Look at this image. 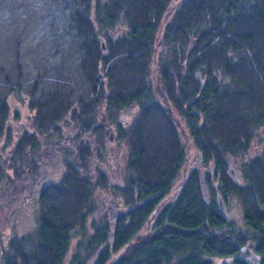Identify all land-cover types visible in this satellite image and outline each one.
Returning <instances> with one entry per match:
<instances>
[{
    "label": "trees",
    "instance_id": "1",
    "mask_svg": "<svg viewBox=\"0 0 264 264\" xmlns=\"http://www.w3.org/2000/svg\"><path fill=\"white\" fill-rule=\"evenodd\" d=\"M15 93L38 133L73 123L91 141L71 176L44 187L36 227L1 264H264V0H0V144L12 142ZM128 107L113 187L92 159L105 121ZM35 141L0 161V192L3 165L21 173ZM187 147L206 171L187 169ZM103 190L121 199L116 219L99 213ZM220 198L239 201L244 227Z\"/></svg>",
    "mask_w": 264,
    "mask_h": 264
},
{
    "label": "flooded vegetation",
    "instance_id": "2",
    "mask_svg": "<svg viewBox=\"0 0 264 264\" xmlns=\"http://www.w3.org/2000/svg\"><path fill=\"white\" fill-rule=\"evenodd\" d=\"M98 117H100L98 112ZM116 117V116H115ZM130 121L124 120L122 116L114 118V121L110 122L107 120L108 126L104 125V142L103 144L105 153L102 159L96 157L93 167L101 168L106 170V176L108 184L115 187L114 180H121L124 185L123 179L119 178L117 171L120 166V155L117 148L113 149V153L116 157V164L114 165L111 161L114 160L113 154L110 151V143L116 139L121 140L119 136V127L128 126ZM106 124V125H107ZM21 129L11 134V144L9 153H11V163L8 159V163L12 164V153L14 146L17 144V140L22 139L23 142H29L34 139L35 145H27L26 152H24L23 160L21 161L22 172H17L14 169L16 166L10 165V177L9 180L5 181L6 188H2L0 196L8 192L9 194L18 191H25L27 197L39 198L44 187L54 184H44L43 181L49 179L48 177L56 175L61 181L64 177L70 174L69 165L76 164L74 159L77 152V145L80 140L91 141L88 132L82 131L79 127L73 123L67 125L66 123L60 124L61 133L55 134L54 130L50 131L49 134H40L35 129L31 120L21 123ZM109 130V131H108ZM108 134V137L105 135ZM33 148V149H32ZM111 154V155H110ZM14 158V157H13ZM16 160V158H15ZM114 175V176H113ZM11 179V180H10ZM13 181V184H12ZM58 181V182H59ZM57 182V183H58ZM14 185V186H13ZM100 198V199H99ZM99 213L106 215L108 219L113 220L123 214L125 210L121 208L122 203L119 201L113 193V190L108 191V195L99 196Z\"/></svg>",
    "mask_w": 264,
    "mask_h": 264
},
{
    "label": "rangeland",
    "instance_id": "3",
    "mask_svg": "<svg viewBox=\"0 0 264 264\" xmlns=\"http://www.w3.org/2000/svg\"><path fill=\"white\" fill-rule=\"evenodd\" d=\"M122 29H118L117 33H122ZM161 44V42H159ZM162 44L160 45V49ZM25 96V95H24ZM9 104L11 108L9 123L12 127V133L21 129V123L27 122L30 119L31 110L26 101L22 99V96L18 93L12 94L9 97ZM133 109V110H132ZM136 113L135 108H126L121 110L120 115L124 117L126 120H132L134 114ZM18 114L19 119H16L15 116ZM107 122L105 121L104 125L108 126ZM108 137V134L105 135ZM110 143V151L113 154L114 160L112 162L114 165L116 164V157L113 153V149L117 148L118 153L120 155V166L119 170L117 171V175L119 178L123 179V174L125 173V161L126 156L128 153V147L125 143L124 139L115 140ZM10 144H8L7 137L5 136L1 140L0 144V161L2 162L4 159L11 158V153H9ZM260 149V143H255L253 148L251 149L250 155H254ZM110 154V155H111ZM103 158V157H102ZM197 159V162L194 161ZM92 161H96L92 159ZM196 165V167L200 170V172L206 171V169L202 165V156H197L196 150L193 147H187V169L191 166ZM91 165V164H90ZM5 167V173L9 177L10 175V167L7 163L3 165ZM234 171L233 167L230 169L232 173ZM106 172V170H105ZM114 176V175H113ZM43 181L44 184H51L57 183L59 181L56 175L48 177ZM11 180V179H10ZM109 180V179H108ZM107 180V181H108ZM6 184V183H5ZM13 184V181H12ZM114 184L116 186H122V182L119 179L114 180ZM14 186V185H13ZM4 189L6 188L3 187ZM109 190H103L99 193V196H106L108 195ZM205 194H207V189H204ZM118 200L119 197L115 196ZM100 199V198H99ZM121 200V199H120ZM224 207V211L226 213V218L229 222H234L238 227H244V223L242 220V209L239 201L236 198H229L227 201L224 202L223 198L221 199ZM38 199L34 197H27L26 192L21 190L18 192H13L9 194L6 192L2 196H0V261L4 254V250L7 248L9 240L14 236L25 235L34 230L37 225V218H38V210H39V203ZM220 207V206H219ZM145 232L148 231L147 229L144 230ZM74 238L71 243V249L75 248L76 242L80 239V234L78 231L73 233ZM2 262H0L1 264Z\"/></svg>",
    "mask_w": 264,
    "mask_h": 264
},
{
    "label": "water",
    "instance_id": "4",
    "mask_svg": "<svg viewBox=\"0 0 264 264\" xmlns=\"http://www.w3.org/2000/svg\"><path fill=\"white\" fill-rule=\"evenodd\" d=\"M109 131V130H108ZM219 208H220V211L223 215H225V211H224V207H223V203L221 201V198L219 199ZM257 261V260H256Z\"/></svg>",
    "mask_w": 264,
    "mask_h": 264
}]
</instances>
